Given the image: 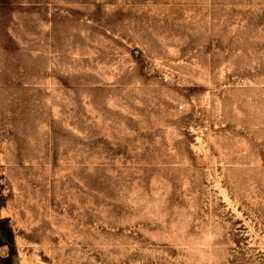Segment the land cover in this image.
Returning a JSON list of instances; mask_svg holds the SVG:
<instances>
[{
    "label": "rangeland",
    "instance_id": "rangeland-1",
    "mask_svg": "<svg viewBox=\"0 0 264 264\" xmlns=\"http://www.w3.org/2000/svg\"><path fill=\"white\" fill-rule=\"evenodd\" d=\"M0 264H264V0H0Z\"/></svg>",
    "mask_w": 264,
    "mask_h": 264
}]
</instances>
